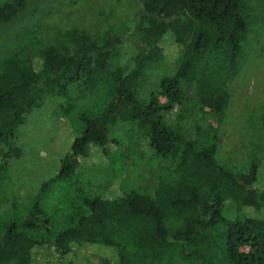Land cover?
<instances>
[{
  "label": "trees",
  "instance_id": "obj_1",
  "mask_svg": "<svg viewBox=\"0 0 264 264\" xmlns=\"http://www.w3.org/2000/svg\"><path fill=\"white\" fill-rule=\"evenodd\" d=\"M40 1L0 5V187L34 116L48 112L73 140L25 216L2 225L0 264H264V109L249 121L245 170L221 159L219 143L227 85L245 64L264 0H137L127 62L113 27L58 31L45 42L24 20L44 14ZM170 55L175 70L153 81ZM149 84L157 91L148 94ZM122 124L159 163L156 184L112 198L82 194L70 213L50 216L45 198L87 158L109 156Z\"/></svg>",
  "mask_w": 264,
  "mask_h": 264
},
{
  "label": "rangeland",
  "instance_id": "obj_2",
  "mask_svg": "<svg viewBox=\"0 0 264 264\" xmlns=\"http://www.w3.org/2000/svg\"><path fill=\"white\" fill-rule=\"evenodd\" d=\"M5 1L0 0V5ZM40 4L45 8L44 14L27 15L24 20L45 42L58 31L81 28L97 32L113 27L126 40L122 61L127 62L135 55L132 38L139 11L137 0H42ZM255 23L248 35L245 64L227 85L231 101L219 134L221 159L241 171L247 168L250 158L249 121L264 109V16ZM8 28L9 32L16 31L20 21ZM175 61L170 55L162 68L153 71V81L172 73ZM152 87L153 84L148 85V94L157 91ZM162 102L166 103V99L162 98ZM178 114L179 107H175L164 115L168 122H173ZM197 120L201 121V114ZM114 137L120 144L110 146L109 156L87 158L72 178L61 181L45 198L43 206L50 216L70 213L74 198L82 194L112 198L122 190L140 191L156 184L159 163L145 142L125 124L115 129ZM72 140L73 136L57 127L48 112L34 116L31 123L20 129L17 145L22 149V156L10 164L7 178L1 181L0 234L5 222L25 216L41 185L58 174Z\"/></svg>",
  "mask_w": 264,
  "mask_h": 264
}]
</instances>
